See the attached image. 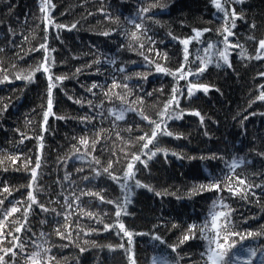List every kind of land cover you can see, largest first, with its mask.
<instances>
[{
	"label": "trees",
	"instance_id": "16d2710c",
	"mask_svg": "<svg viewBox=\"0 0 264 264\" xmlns=\"http://www.w3.org/2000/svg\"><path fill=\"white\" fill-rule=\"evenodd\" d=\"M219 3L0 0L2 264H205L214 206L235 252H264V0Z\"/></svg>",
	"mask_w": 264,
	"mask_h": 264
},
{
	"label": "snow or ice",
	"instance_id": "6c2138e0",
	"mask_svg": "<svg viewBox=\"0 0 264 264\" xmlns=\"http://www.w3.org/2000/svg\"><path fill=\"white\" fill-rule=\"evenodd\" d=\"M214 2L216 3V7L220 11L225 13V16L229 15V12L219 3V0H214ZM226 2H227V0H226ZM142 11L146 12V11H148V9H143ZM230 15L233 18L232 19V26L234 27L235 26V16H236L234 10L230 13ZM135 27L137 29H140L141 26L139 24H135ZM223 31L227 33V36H225V38H224V42L227 45L228 44V36L233 35V33L231 31H229L228 28H225ZM105 35H108V34L105 33ZM200 35H201V33H199V32L196 33L197 37H199ZM131 38L133 40H138L139 39L135 32H133L131 34ZM182 43L185 45V53L187 54V45L189 44V41L188 40H184V41H182ZM41 47H43V46H41ZM259 47H260V49L264 50V41H260L259 42ZM208 48H212V45H208ZM221 60L225 64L228 63V55H227L226 50L225 51H218L217 66H219V61H221ZM209 63H211V61H209ZM206 67H207L206 64H202V66L197 69V73H192L191 71H189L187 73V75H196V74H199V73H203L205 71ZM43 71L44 72H48V68L44 67ZM157 71L158 72H164V69L160 68V67H157ZM178 73L180 74V78L181 79L185 78L183 65L181 66V69H178ZM262 75H264V74H262ZM49 79H51V77ZM57 79H59V78H57ZM95 87H97V85H93V88H95ZM113 87L115 88V87H117V85L114 83ZM125 87H126V85H125ZM199 90H203V91L207 92L208 88H207V86H199L197 84H189L188 90H187L188 91V96L191 97L194 94V91H199ZM259 99L264 100V94H262L259 97ZM173 100H175V97L173 98ZM167 107L168 106H166V109H167ZM51 108H52V99H51V85H50L49 99H48V109H49V111H45L44 112L45 121L47 120V118L49 116V112H50ZM124 111H126V110H122L121 111V113L117 116V119H124V114H123ZM195 114L199 116L198 112L195 113ZM163 115H164V113L161 114L162 117H163ZM172 118H174V117L169 114L168 115V119H172ZM175 118H179V117H175ZM145 119H147V118L145 117ZM155 128L156 129H160L161 128V124H159V123L155 124ZM167 134L171 135V133H167ZM156 136H157V132L153 131L151 133V137L148 138L146 143H144L143 148L147 149L148 145L152 143V141L156 138ZM141 139L143 140L144 137H141ZM81 143H85V142L81 141ZM155 154L156 153H152L153 156ZM150 158L151 157H149V159ZM132 161H141V157L139 155H134L132 157ZM132 161H129L127 163V170L124 173V179L125 180H130V179H132L134 177V172H133L134 164H133ZM36 163H37V168H38L39 167V160H37ZM145 166H146V164H145ZM109 167H111V165H109ZM233 167H235V165H233ZM104 172L107 173L108 169L107 168L104 169ZM32 176H33V179H35V177H36V171L35 170H33ZM85 179H88V178L86 177ZM112 179L116 180L118 178L113 176ZM240 183H243V181H240ZM136 186L137 187L141 186L138 181L136 182ZM125 187L127 188L128 186L125 185ZM201 187H203V186H201ZM210 188H212V189H220V185L216 184V183H213L210 186ZM229 191H231V189H229ZM157 195H159V193H157ZM28 199L30 201H32V202H35V198H34L33 193L31 191L28 192ZM0 203H2V201H0ZM109 203H111V202H109ZM222 207H227V206L226 205H222ZM43 210L47 211V209H43ZM18 211H19L18 208L13 207V208H11L9 210L7 215H11L12 213H16ZM7 215L5 216V218H7ZM25 215H27V210L25 211ZM115 215L117 216V218L121 215V211L119 210V208L116 211ZM228 215H229L228 213H225L223 211H219V212L216 211L215 210V206H214L213 210L210 212V217H211L210 226L208 224H206L201 229L202 233H204L205 231H210L209 235H205L204 236V239H206L208 241V249H207V251L205 253V256H206L205 264H236L237 261H242V264H254L255 258L258 255H264V252L258 253L254 249H241V252L247 253L246 256H242L240 253H237V252L234 251V249H235V244L234 243H232V244L228 243L230 237L239 236V233L232 232V233H229V235L221 236V232H226L228 230V228L231 226L230 222H228ZM220 218H224V220H225L224 224H219L218 223ZM118 227H119L120 230L124 231V235L125 236H128L129 238H131L132 233L126 231L124 229V225L122 223L119 224ZM195 227L196 226L193 225L192 228L190 229V231L192 229H194ZM106 228H107V226H106ZM20 231H21V228H17L16 229V232H20ZM247 235L250 237V236L253 235V233L250 232ZM189 238H190L189 236H185L184 240H187ZM157 239H159V237H157ZM240 239L243 240L244 237L240 236ZM129 242H130V239H129ZM181 243H183V241H181ZM226 245H227V247H226ZM16 247L20 248V250L23 251V247H22V245L20 243H17ZM121 247H123V245H121ZM11 254L13 256H15V251H12ZM2 261H3V257H0V264H2ZM261 264H264V261H262Z\"/></svg>",
	"mask_w": 264,
	"mask_h": 264
},
{
	"label": "rangeland",
	"instance_id": "374dc122",
	"mask_svg": "<svg viewBox=\"0 0 264 264\" xmlns=\"http://www.w3.org/2000/svg\"><path fill=\"white\" fill-rule=\"evenodd\" d=\"M262 41H264V35H263ZM238 264H242V262H239Z\"/></svg>",
	"mask_w": 264,
	"mask_h": 264
}]
</instances>
